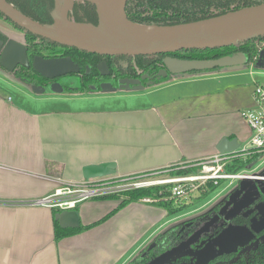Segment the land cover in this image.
<instances>
[{"label": "crops", "instance_id": "1", "mask_svg": "<svg viewBox=\"0 0 264 264\" xmlns=\"http://www.w3.org/2000/svg\"><path fill=\"white\" fill-rule=\"evenodd\" d=\"M251 66L90 96L26 93V100L0 89V264H128L183 212L87 199L77 206L83 226L117 210L56 240L54 208L38 201L82 180L88 164L114 161L116 176H133L213 158L224 138L243 147L252 135L243 112L255 106L258 80Z\"/></svg>", "mask_w": 264, "mask_h": 264}, {"label": "water", "instance_id": "2", "mask_svg": "<svg viewBox=\"0 0 264 264\" xmlns=\"http://www.w3.org/2000/svg\"><path fill=\"white\" fill-rule=\"evenodd\" d=\"M55 0L52 12L54 21L49 24L40 23L18 10L8 0H0V11L24 29L46 37L60 44L75 46L80 49L108 55H152L169 53L182 49L209 48L237 43L249 38L264 35V2L214 17L178 25H149L131 20L126 12L128 0H88L95 4L98 23L78 22L70 17L75 2ZM83 1V0H80ZM70 62L69 70L58 71L57 65ZM243 53L236 56H223L217 59H183L170 57L166 60L167 69L173 74H183L193 70L205 71L217 67L225 68L246 65ZM0 63L9 71L17 66H30L27 47L22 41L0 38ZM35 68L45 76L54 77L76 70L72 60L67 57H37ZM50 69L46 72V69ZM101 73H109L105 62L99 66ZM121 87H143L140 79L126 78L119 81ZM149 83V82H148ZM125 84V85H123ZM153 81H150V85ZM40 92L45 87L33 86ZM111 84L105 90L113 89ZM237 139L224 138L219 145L220 153H229L238 149ZM117 164L114 161L99 164H88L83 168L84 178L115 175ZM257 178H243L234 187L235 191L221 205L212 218L202 222L185 239L151 259L147 264H169L186 252H194L200 264H209L218 257L237 252L257 237L264 229V217L255 220L251 226L229 224L204 245L193 249L194 245L212 228L223 224L239 215L244 209L259 200L264 194V173ZM225 199V197H224ZM223 199V200H224ZM222 202V201H221ZM263 211L264 200L255 206ZM62 228H78L81 226L79 209L60 210L55 214ZM187 223V226H190ZM227 246L229 248H227Z\"/></svg>", "mask_w": 264, "mask_h": 264}, {"label": "trees", "instance_id": "3", "mask_svg": "<svg viewBox=\"0 0 264 264\" xmlns=\"http://www.w3.org/2000/svg\"><path fill=\"white\" fill-rule=\"evenodd\" d=\"M18 10L32 19L49 24L54 21L53 10L55 0H8ZM264 0H128L126 12L128 17L138 23L149 25H178L202 19L214 17L238 10L244 7L260 4ZM70 17L78 22L98 23V13L93 2L88 0L76 1ZM0 18L11 23L24 34L23 41L27 47L30 66L19 65L14 71H10L15 77L24 80L31 86L45 87V92L51 93H86L106 91L105 85L119 86V81L126 78L140 79L143 85L153 81L158 84L167 81L173 74L166 67V60L170 57L183 59H217L223 56H236L244 54L247 59L246 65L260 64L264 67V35L249 38L237 43L209 48L182 49L169 53H157L152 55H108L89 52L75 46L60 44L43 36L34 34L7 17L0 11ZM2 35V34H1ZM4 35V34H3ZM8 39L7 36H3ZM37 57H67L76 66V70L48 77L40 73L34 66ZM105 62L109 73L104 75L99 68ZM0 66L2 64L0 63ZM3 67V66H2ZM5 68V67H4ZM221 69L217 67L212 70ZM209 71V70H205ZM201 71L193 70L190 73ZM264 157V152L250 154L246 159L236 158L233 164H227L230 172H239L247 166H251ZM197 166L182 167L172 170V175H185L195 172ZM145 172L140 175H149ZM137 176V175H136ZM209 181L200 186L196 192L187 196H175L172 191L173 184H158L141 188H134L119 194H112L101 198H117L120 209L127 204L151 198L153 204L162 206L168 210L169 215L182 213L186 208L195 204L198 199L210 195L220 185ZM222 202L216 204L210 210L196 216L191 220V225L186 223L175 225L165 231L158 233L153 240L143 248L128 264H147L151 259L172 246L187 238L202 222L209 219L218 212ZM117 209L113 210L103 219L89 226L81 225L78 228H62L55 218V237L60 240L63 237L76 234L99 224L111 216ZM60 211L54 207V213ZM241 216L234 219L235 223H241ZM202 246V241L194 245L193 249ZM169 264H200L194 252H186ZM209 264H264V239L257 246L246 249L241 248L237 252L224 254Z\"/></svg>", "mask_w": 264, "mask_h": 264}, {"label": "built area", "instance_id": "4", "mask_svg": "<svg viewBox=\"0 0 264 264\" xmlns=\"http://www.w3.org/2000/svg\"><path fill=\"white\" fill-rule=\"evenodd\" d=\"M253 97L255 106L250 110H245L243 115L248 122L252 135L246 145L240 147L235 155L230 153H220L208 159L217 163L222 159H246L250 154L264 152V82L255 81ZM220 167V166H219ZM208 168H210L208 170ZM259 175L246 172L244 169L237 173L221 172V168L216 169L212 165H205L204 170L199 174H185L168 178H139L140 176H116L83 178L78 182L65 184L56 190L55 193L46 196L38 203L60 210L77 208L78 204L91 198H101L104 196L119 194L134 188L147 187L158 184H173L172 191L175 196L184 197L198 189L201 184L209 180L217 179H243L257 178ZM199 181V183H198ZM146 202H153L151 198H144Z\"/></svg>", "mask_w": 264, "mask_h": 264}, {"label": "rangeland", "instance_id": "5", "mask_svg": "<svg viewBox=\"0 0 264 264\" xmlns=\"http://www.w3.org/2000/svg\"><path fill=\"white\" fill-rule=\"evenodd\" d=\"M0 32L3 33L5 36H7L8 39H15V40L20 41V42L25 40L23 33H21L11 23H9L6 20L1 19V18H0ZM72 66L73 65L69 61L68 62L64 61V63H61L60 65H57V68H59L58 71H65V70L71 69ZM247 66H250V65H247ZM251 67H253V69L258 73L256 75L257 79L259 81H261V82H264V67H262L260 64L259 65L258 64H253ZM50 69L51 68H49V69L47 68L46 72H49ZM201 72H203V71H201ZM198 73H200V72H198ZM188 74H190V72L183 73V74H180V75L177 74V75H173V76L175 78H180V77L186 76ZM149 83H150V81H149ZM161 83H163V82H161ZM154 85H157V84H150V85L146 84V85H143V87L150 88V87H153ZM0 89L6 91L8 94H10L12 96L14 95L15 98L20 97V98H25L26 100L28 99V96H24V95H26V93H29V94H31L33 96H38V97L43 96L45 98H48V97L52 96V94H53V93L48 92V91L45 93V92H40L37 89L35 90L33 88V86H31L30 83L15 77L9 70H7L6 68H4L2 66H0ZM114 89L117 92H122L123 90H125V89H123L121 87L120 83H119V86L118 87H114ZM89 93H85V94L80 93V94L90 96ZM59 94H61V93H58L55 96H59ZM58 102L59 101H54V102L52 101V104H55V103H58ZM92 102L93 101L82 102L81 104L85 105V103H92ZM38 103L39 104H47V103H44L43 101H40ZM122 104H124V103H122ZM233 163H235L233 159H222V160H220L219 163H217L215 161H212V160H209V161L208 160H204V161H198V162H189V163H184V164H182L180 166H174L170 170H162V171H155V172L153 171V172H151L152 174H149V175H140L139 178H156V179H160V178H168V177H172V176H178V175H172L171 174L172 170H174L176 168L191 167V166H197L198 169L195 172L190 173V174H199V173H201L204 170L205 165H212L216 169L221 168V172L236 173V172H230L227 169V164H233ZM244 170L246 172H252V173H255V174H263L264 173V157L259 159L256 163L252 164L251 166L245 167ZM216 180L213 179V180H209V181H212L214 183H218L219 181L216 182ZM218 180H220V179H218ZM209 181H207L206 183L201 184V186L207 184ZM238 182H239L238 179H225V180L223 179L221 181V185L214 192H212L210 195L204 197L203 199H198L195 202V204H193L192 206L186 208L183 211L184 215L182 214V217L180 219L174 220L170 225L166 226L164 228V230L165 229L167 230V229H169L171 227H174L175 225L186 223V222L188 224H190L191 220L193 218H195L196 216H198V215L210 210L216 204L220 203L224 199V197L226 198L228 193L231 190H233V188L238 184ZM198 183H199V181H198ZM229 183H231L232 185H229ZM196 191H197V189L194 190L193 192H196ZM193 192H190V193H193ZM96 199H102V198H91L90 201L91 200H96ZM78 205H80V204H78ZM262 239H264V237H259V238L255 239L250 245H248L246 247V249H250V248H253V247L257 246L258 243Z\"/></svg>", "mask_w": 264, "mask_h": 264}, {"label": "flooded vegetation", "instance_id": "6", "mask_svg": "<svg viewBox=\"0 0 264 264\" xmlns=\"http://www.w3.org/2000/svg\"><path fill=\"white\" fill-rule=\"evenodd\" d=\"M1 19H3V18H1ZM20 31V30H19ZM21 32V31H20ZM22 33V32H21ZM2 34V35H1ZM3 36H5V35H3V33H1L0 32V38L1 39H3L4 41H7L8 39H5ZM18 67V66H17ZM107 75V74H106ZM235 191V188H233V190H231L229 193H228V195L226 196V198L224 199V200H222V204L228 199V197L233 193ZM227 193V192H226ZM264 200V194H262L260 197H259V200L258 201H256L255 203H253V204H250V206L249 207H247L246 209H244L239 215H237V216H241V219H242V221H241V223H235L234 222V219H235V217L233 218V219H231V220H229V221H225L223 224H221V225H219V226H215V227H213L212 228V230H211V232L210 233H208V234H205L199 241H202V245H204L206 242H208V240H210L211 238H213V237H215L216 235H217V233H219L221 230H222V228H224V227H227L229 224H235V225H247V226H251L252 224H254L255 223V220L254 219H256V220H260L261 218H263L264 216L262 215L263 214V211H259V209H255V206L257 205V204H259L260 202H262ZM236 216V217H237ZM210 218H212V216L210 217ZM209 218V219H210ZM208 220V219H207ZM206 221V220H205ZM259 237H264V229L260 232V233H258L257 234V237L255 238V239H257V238H259ZM254 239V240H255ZM254 240H252L251 242H250V244L254 241ZM198 243V242H197ZM197 243L195 244V245H197ZM250 244H248V245H250ZM248 245H246L245 247H240V249L241 248H246ZM194 248V247H193ZM227 248H229L228 246H227ZM239 249V250H240ZM238 250V251H239ZM219 258V257H218Z\"/></svg>", "mask_w": 264, "mask_h": 264}, {"label": "bare ground", "instance_id": "7", "mask_svg": "<svg viewBox=\"0 0 264 264\" xmlns=\"http://www.w3.org/2000/svg\"><path fill=\"white\" fill-rule=\"evenodd\" d=\"M67 3H71L72 2V0H65ZM210 168H208V170H209Z\"/></svg>", "mask_w": 264, "mask_h": 264}]
</instances>
